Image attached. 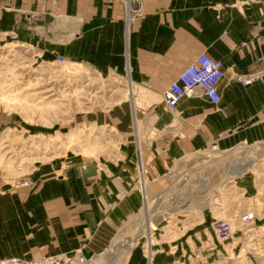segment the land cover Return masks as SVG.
<instances>
[{"label": "crops", "instance_id": "0c3cea01", "mask_svg": "<svg viewBox=\"0 0 264 264\" xmlns=\"http://www.w3.org/2000/svg\"><path fill=\"white\" fill-rule=\"evenodd\" d=\"M124 13L122 0H0V44L18 41L48 60L62 55L100 74L125 76L133 115L141 104L163 101L165 88L185 65L207 51L223 60L222 99L218 110L206 111V97H183L178 113L188 122L187 130L203 125L226 146L245 137L264 140V0H143V15L129 25ZM248 72L258 73L250 85L235 78ZM115 115L100 114L105 119ZM179 117L164 109L155 112L160 128ZM130 129L138 136L143 162L140 128L134 124ZM69 134L76 149L78 136ZM119 162L76 158L66 167L50 163L32 175L35 188L2 191L0 258L81 249L89 258L97 255L90 264L106 257L107 264H125L128 258L115 260L111 248L126 236L118 223L143 198L131 186L134 164ZM173 245L158 249L157 261L152 250L151 264L172 263L177 258L169 251ZM133 253L128 264H150L140 250Z\"/></svg>", "mask_w": 264, "mask_h": 264}, {"label": "rangeland", "instance_id": "374dc122", "mask_svg": "<svg viewBox=\"0 0 264 264\" xmlns=\"http://www.w3.org/2000/svg\"><path fill=\"white\" fill-rule=\"evenodd\" d=\"M56 56L45 59L14 40L0 44V193L35 188L32 175L46 164L66 167L79 158L108 165L127 159L135 169L132 188L140 200L145 188L148 199L118 223L126 236H119L111 250H125L122 263L140 250L151 264L152 250L157 261L158 249L174 244L169 251L177 258L169 264H189L194 251L212 242L227 251L230 264H264V140L245 137L223 145L219 134L203 125L187 130L180 110L163 101L141 104L133 115L125 76L100 74L65 57L57 62ZM208 102L206 111L219 109ZM159 109L181 117L160 128ZM112 111L114 119L100 116ZM134 124L140 128L143 162L138 136L130 129ZM69 133L78 136L76 149ZM18 179L28 183L18 185ZM248 211L255 219L244 222ZM222 219L232 227L227 239L215 233V222ZM203 252L197 264H228L207 246ZM95 256L88 257L90 263ZM106 258L99 264H107Z\"/></svg>", "mask_w": 264, "mask_h": 264}, {"label": "built area", "instance_id": "2783aa9c", "mask_svg": "<svg viewBox=\"0 0 264 264\" xmlns=\"http://www.w3.org/2000/svg\"><path fill=\"white\" fill-rule=\"evenodd\" d=\"M124 3V14L126 24L143 15V0H122ZM264 42V37L262 38ZM64 56L57 55V62H63ZM225 77L223 60L215 58L207 51L199 53L193 61L185 65L178 76L165 88L163 92V102L168 109L175 111L183 97L204 96L210 102L219 104L222 95L220 84ZM235 78L244 85L254 83L258 78V73H237ZM18 185H26L27 179L16 180ZM143 199L146 197V190L141 187ZM253 211L243 214V220L251 222L255 218ZM215 233L221 239H227L232 234L231 224L227 220H218L215 222ZM205 247H201L190 255V263L195 260L200 261L204 258L206 246L210 250H215V256L229 263V256L226 250L218 249L212 242H206ZM149 260V259H148ZM90 260L82 252L71 254L43 255L39 258L23 257H3L0 258V264H89ZM182 264V263H181Z\"/></svg>", "mask_w": 264, "mask_h": 264}, {"label": "bare ground", "instance_id": "6f19581e", "mask_svg": "<svg viewBox=\"0 0 264 264\" xmlns=\"http://www.w3.org/2000/svg\"><path fill=\"white\" fill-rule=\"evenodd\" d=\"M64 61H65V59H64ZM63 61V62H64ZM142 187V186H141ZM143 188V187H142ZM143 189H145V188H143ZM142 193V192H141ZM143 197V196H142ZM146 198L144 199V200H146V199H148V195H147V193H146V196H145ZM255 219V218H254ZM253 219V220H254ZM244 221V220H243ZM244 222H246V221H244ZM118 250V249H117ZM117 250H115L114 252H112L111 253V255L112 256H114V258H115V260H118V258H120V256L123 254V252L125 251L124 249L123 250H120L121 252H119L118 253V251ZM120 254V255H119ZM119 255V256H118ZM107 259V258H106ZM111 260V259H110ZM89 264H90V262H89ZM113 264V263H112ZM190 264V263H189ZM193 264H197V260H195L194 262H193Z\"/></svg>", "mask_w": 264, "mask_h": 264}]
</instances>
